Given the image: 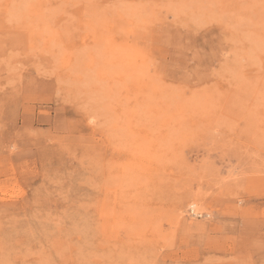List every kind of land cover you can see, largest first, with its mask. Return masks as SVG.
<instances>
[{
	"label": "rangeland",
	"instance_id": "1",
	"mask_svg": "<svg viewBox=\"0 0 264 264\" xmlns=\"http://www.w3.org/2000/svg\"><path fill=\"white\" fill-rule=\"evenodd\" d=\"M0 264H264V0H0Z\"/></svg>",
	"mask_w": 264,
	"mask_h": 264
},
{
	"label": "bare ground",
	"instance_id": "2",
	"mask_svg": "<svg viewBox=\"0 0 264 264\" xmlns=\"http://www.w3.org/2000/svg\"><path fill=\"white\" fill-rule=\"evenodd\" d=\"M192 206H195V204L193 203ZM195 210H196V209L193 207V209H192V213H193V215H194V214H198V213L195 212Z\"/></svg>",
	"mask_w": 264,
	"mask_h": 264
}]
</instances>
